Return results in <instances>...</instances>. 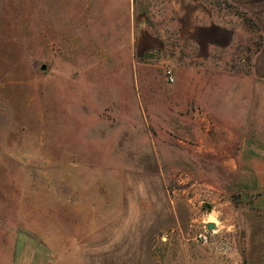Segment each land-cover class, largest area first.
Wrapping results in <instances>:
<instances>
[{
    "label": "rangeland",
    "instance_id": "obj_1",
    "mask_svg": "<svg viewBox=\"0 0 264 264\" xmlns=\"http://www.w3.org/2000/svg\"><path fill=\"white\" fill-rule=\"evenodd\" d=\"M122 4L0 0V264L64 258L135 214L152 264H264V105L243 55L194 67L178 41H137Z\"/></svg>",
    "mask_w": 264,
    "mask_h": 264
},
{
    "label": "crops",
    "instance_id": "obj_2",
    "mask_svg": "<svg viewBox=\"0 0 264 264\" xmlns=\"http://www.w3.org/2000/svg\"><path fill=\"white\" fill-rule=\"evenodd\" d=\"M122 8L130 24L137 26L135 39H145L161 51L176 49L170 42L178 41V49L188 51L186 59L206 60L218 69L232 68V56L243 55L236 67L246 69L264 105V0H123ZM193 66L186 64L184 70ZM198 85L201 90L203 84ZM219 85L233 104L234 85ZM152 232V226L147 221L140 224L135 214L108 230L85 233L70 247L72 254H51L44 264H152Z\"/></svg>",
    "mask_w": 264,
    "mask_h": 264
},
{
    "label": "built area",
    "instance_id": "obj_3",
    "mask_svg": "<svg viewBox=\"0 0 264 264\" xmlns=\"http://www.w3.org/2000/svg\"><path fill=\"white\" fill-rule=\"evenodd\" d=\"M165 75H166V79L168 80V81H170V82H172L173 81V76H172V73H171V71L169 70V69H167L166 71H165ZM199 237H200V239L202 240V241H204V242H206L207 241V235L205 234V233H200L199 234Z\"/></svg>",
    "mask_w": 264,
    "mask_h": 264
},
{
    "label": "water",
    "instance_id": "obj_4",
    "mask_svg": "<svg viewBox=\"0 0 264 264\" xmlns=\"http://www.w3.org/2000/svg\"><path fill=\"white\" fill-rule=\"evenodd\" d=\"M210 227H212V224L210 225Z\"/></svg>",
    "mask_w": 264,
    "mask_h": 264
}]
</instances>
